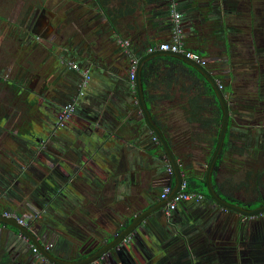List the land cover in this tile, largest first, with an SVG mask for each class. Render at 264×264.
I'll use <instances>...</instances> for the list:
<instances>
[{
    "label": "crops",
    "instance_id": "0c3cea01",
    "mask_svg": "<svg viewBox=\"0 0 264 264\" xmlns=\"http://www.w3.org/2000/svg\"><path fill=\"white\" fill-rule=\"evenodd\" d=\"M64 1L67 5L61 6V18L52 8V19L44 25L45 28L39 26L35 37L30 39L36 40L35 49L44 44L47 51L45 61L51 77V95L61 88L59 92L66 96L65 104L73 101L70 84L78 83L84 72L91 75L86 98L81 102L77 100L78 116L72 128H77L78 132L70 128L65 133L74 146L64 154V159L71 164L64 166L62 180L56 177L58 182H54L56 189L65 187L68 190L67 196L71 202L66 210L81 220L82 241L86 246L95 237H104V227L113 229V224L118 220L124 222L122 226L119 225L121 231L124 230L134 219L136 211L142 213L155 204L146 199L150 193L160 199L164 183L159 181V177L167 169L164 161L166 153L159 139L158 142L154 141L157 136L147 126L138 103L137 89L132 87L129 68L131 54L142 59L149 54L150 45L171 38L173 0H129L130 4L124 3L125 0H112L105 8L97 5V0ZM174 1L176 10L182 14L187 48L206 58L210 71L212 69L213 75L227 88L223 92L228 98L230 121L225 143L232 146V156H244L248 147L246 142L251 144L249 147H263L264 95L259 96L257 113L253 108L246 111V108H242L243 103H238L236 99L239 78H246V74L254 68L252 64L259 66L258 62L264 59V53L258 52L264 46V5L261 0ZM37 6L47 8L45 5ZM36 11L40 12L38 8ZM120 39L130 42L128 50L119 44ZM70 62L76 63L80 69L72 70ZM260 70L256 71L264 76V62ZM195 71L177 58L158 56L145 62L142 79L144 99L151 118L169 142L184 179L189 173L201 184L206 177L215 140L219 138L223 113L212 85ZM249 100L245 103L256 104ZM257 115L263 119L252 123ZM241 120L251 123L243 127ZM259 135L260 138L256 140ZM20 138L23 140L18 143L17 151L25 153L24 145L29 137L23 134ZM222 161L218 169L229 167L226 161ZM186 169L188 172H185ZM47 171L42 168L38 172L27 170L24 179H12L10 184L14 192L9 197H3L2 201L7 203L4 207L7 205L29 220L48 211L47 197L49 199L51 193L47 195L46 192L51 185L44 182L46 175L40 179L34 176V173L46 174ZM223 176L218 174L215 178L214 175L216 190L225 178ZM30 187L35 189L38 205L17 190L25 191ZM225 193L232 197L229 191L225 190ZM235 193L233 198L237 202L247 197L240 190ZM225 199H228L227 196ZM17 205H21V208ZM177 210V219H168L172 224L178 223L186 228L188 234L172 244L166 241L167 247L171 246V260L182 264H223L228 260L224 258L226 252L221 251L222 246L227 245L229 239L231 246H236L239 233L240 240L245 238L239 214L207 198L199 204L181 203ZM149 219L141 233V244L149 237L156 238L159 231L157 228L149 232L154 220ZM0 229L1 245L9 244L5 240L9 228L0 224ZM40 232L37 231L38 237ZM199 234L213 237L206 242L208 248L200 249L198 243H194V248L185 246L188 237ZM9 246L8 255L17 260L19 249L11 242ZM178 247L181 253L177 255L178 252H174ZM217 250L220 253L215 254ZM115 254L120 258V253ZM110 257L117 261L113 255ZM0 260L1 264H5V257L0 255ZM140 261L143 262L142 259Z\"/></svg>",
    "mask_w": 264,
    "mask_h": 264
},
{
    "label": "flooded vegetation",
    "instance_id": "af4514ba",
    "mask_svg": "<svg viewBox=\"0 0 264 264\" xmlns=\"http://www.w3.org/2000/svg\"><path fill=\"white\" fill-rule=\"evenodd\" d=\"M37 8L40 10V12H34ZM24 12L26 13V17L24 16V20H22V15ZM19 13H21L20 19L22 20L20 25H26L28 29H31L34 32L38 31L37 29L39 26L40 28H45L44 25L52 19L50 17L51 11L48 8H40L33 4L25 6L24 9L20 10ZM6 21L7 20L2 22L6 23ZM5 23L3 25V27H5L2 29L3 37L7 36V34L11 35L13 33V31L11 33H7L9 30H11L13 24L8 21L6 25ZM36 23L37 25L35 27ZM17 33H19L18 30ZM30 38L18 40L19 44H21V46H18L22 49L30 47L31 51L35 44L34 40H31ZM1 41L3 43L5 40ZM0 46V183L1 180H6L10 184L12 179H14L13 181H19L21 177L24 179L27 175V170H30L31 172H38L41 168L42 170H48L46 174L36 173L35 175L34 173V176H37V178L40 179L42 175H46L47 179L44 182H49L51 185L50 190H47L46 192L47 195L50 193L53 194L52 196L50 194L49 199L47 197L49 210L45 211L42 215L37 214L35 216L36 219L33 220H29L26 217L20 215V217L25 220V224L22 226L30 228L35 232L37 237V231H41L39 235L40 237H38V239L44 242L45 248L49 246V248L46 249L50 251L53 256L61 258L67 262H75L83 260L84 258H88L98 252L103 246H105V244L113 241L115 237H118L121 233L119 225L122 226L124 222L121 223V220H118L116 223L113 222L115 224L112 226L113 229L104 227L105 234H103L104 237H102L103 240L101 246H96L95 243H93L94 241L85 246V243L82 241V231L80 229L81 220L76 216L74 217L69 211L66 210L68 209V206L71 202L67 196L68 190H66L65 187H59V189H56L55 187L54 182H58L56 181V177H58L59 180H62L64 166L69 163L71 164V162L64 159V154L69 152L73 146V144L70 143V140L65 137V133L69 132V129L72 128L73 123L78 116L79 109L76 107L75 113L71 119L65 124L61 125L59 123V117L63 106L65 105L64 102L66 101V96L63 97L62 94L58 95L61 88L55 90L57 91L55 92V95H51V77L49 71L43 67V69H40L38 72H35V70L30 68H24L22 64H18V61L15 59V56L18 54L17 51L15 52L14 56H11L8 53L5 55V52L2 53L3 45ZM14 62L16 65H18V69L14 68ZM81 81L82 78H79L78 83L75 82L70 84L72 87L71 89H73L72 99L79 100L80 102L83 101L87 96L86 92L85 96L79 97ZM40 124L41 126L38 127V129H40L38 130L39 134L33 132L35 131L33 130L34 126H38ZM72 129H75V132H78L77 128ZM23 134L28 135L29 137V139L26 140V144L24 145L25 153L17 151V145L23 140L20 138ZM259 138L260 135L256 138V140ZM246 145L248 146L246 151L250 150L249 146L251 144L246 142ZM74 150H76V148H74ZM263 155L257 156L256 158L261 159L263 158ZM251 159L254 158L252 157ZM187 161L189 162L190 160L187 159ZM228 168L229 167H225L223 171L216 168L214 173L215 178H217L218 174L219 176L225 175V170H228ZM230 179L231 180L224 178L221 185L217 189L218 194L222 198L225 199L227 196V200L233 201L247 209L264 206V171L261 170L260 172H250L249 170H244V177L242 181L234 183L233 178ZM249 184L254 185V188H252V190H254L253 192L255 193L253 200L245 199L242 200V202H237L234 200L233 195H235V192L239 190L242 191L245 196H247V194H249V196L252 194L248 191V189H251L249 188ZM39 185L42 186V183H39ZM7 187L9 188V186ZM11 187L12 185L10 184L9 189L5 188L8 191L6 192L7 197H9V194L11 195V193L14 192ZM30 188L31 189L27 188L25 191H22V189L17 190L18 192L25 193L29 198V201L31 200L30 202L38 205L37 198H35V189L32 187ZM219 188L223 189L219 190ZM225 190L229 191V194L232 195V197H228V195L225 193ZM257 191H259V193ZM2 200L3 197H0V214L9 212L13 214L15 213L17 216H19L17 211H13L14 209L9 208L7 205L4 207V205L7 203H4ZM159 201L161 200L159 199ZM3 207L8 209H3ZM16 207L21 208V205H17ZM70 207L74 206L70 205ZM17 209L18 208L15 210ZM177 211L167 217L165 215L164 207L155 212L150 217L151 220L154 219L155 221L153 220V227L149 229V232L151 233L157 228L159 229V231H157L156 238L149 237L147 241L144 242V244H141L139 240L142 235L141 233L140 235L136 233L133 236H130V241L127 242L126 250L120 251V258L117 257V254H115L113 249L109 251L117 261H114V259H112L110 257L111 255L109 254L100 258L95 264L175 263V260L173 261L171 258H169L172 250H170L171 246L167 247L166 241H169L168 243L172 244L173 241L177 242L182 240L181 236L183 234L178 236V232L175 230L176 226L179 224H172L168 219H177ZM136 213H140V211L138 210ZM239 216L242 219V230H244L243 234L245 235L244 241L248 239L250 240L251 234L254 233L252 232L253 229L260 231L262 226L264 228V213L254 217L253 219L243 217L241 215ZM87 224L91 225L90 223ZM114 226H116V229ZM13 231L15 232L16 230L13 229ZM1 232L2 230L0 229V235ZM165 232L167 236H165ZM7 235L5 240L8 241L9 244L11 242L13 246H16V248L19 249L20 254L18 259L14 260L13 257H10L7 252L8 248H10L9 244L1 245L0 243V255L5 257V264H55L43 255L41 256L40 252L35 253L33 251L34 245L25 235L13 238L14 235L11 236L12 234L10 228ZM166 237L168 239H166ZM241 249L243 251L242 246L240 247V250ZM226 254L227 253L224 255ZM147 258H150L149 261L146 260ZM141 259L143 262L140 261ZM245 260L248 259L245 257L244 253L241 252V255L239 254V259L236 261H238L239 264H244ZM1 261L2 260H0V264L2 263ZM225 262H223V264Z\"/></svg>",
    "mask_w": 264,
    "mask_h": 264
},
{
    "label": "rangeland",
    "instance_id": "374dc122",
    "mask_svg": "<svg viewBox=\"0 0 264 264\" xmlns=\"http://www.w3.org/2000/svg\"><path fill=\"white\" fill-rule=\"evenodd\" d=\"M261 2L264 5V0H261ZM29 4L45 5V6H47V8L50 11L53 8V10H55L53 12H55L56 15L60 16V18H61V6L67 5L64 0H0V43H1L0 45H3L2 53L5 52V55H7V53H8L11 56H14L15 52L17 51L18 54L15 56V59L18 61V64H22V66L24 68L26 67V68L33 69V70H35V72H38L40 69H43V68H45L47 71H49L48 63H46V61H45L47 51L45 49L44 44L39 46L37 49H35V46H34V48L31 51H30V47L22 49L18 46V45L21 46V44H19L18 40H23V38L25 36H26V38L35 37L34 35L36 32H34L31 29H28L26 25L25 26L20 25L22 23V20H24V16L26 13L25 12L23 13L22 20H21L20 19L21 13H19V12H20V10H23L24 7L29 5ZM5 20H7L8 22L13 24V28H11V30H9V32H7V33H11L13 31V33L11 34L12 36L10 34H7V36L3 37V35H2L1 31H2L3 25L5 23L2 21H5ZM7 21H6L5 25L7 24ZM17 30L21 31L22 34H21V32L17 33ZM262 31H263V35H264V23L262 25ZM77 39L78 38H75V40H77ZM1 40H5V41H3V43H2ZM35 42H36V40H35ZM35 42H34V44H35ZM262 45H264V39L262 40ZM0 48H1V46H0ZM258 52L260 54L264 53V46L261 47L260 49H258ZM11 62H13V61H11ZM263 62H264V59H263ZM263 62L259 61L258 62L260 64L259 66L257 64H252V67L254 66L255 69L253 68L250 73H247L246 78L245 77L239 78V80L237 81L238 86L235 85L237 87L236 90L238 91L237 92L238 96L236 97V99H238V103H241V102L243 103L242 108L243 109L246 108V111L247 110L250 111L249 108L250 109L253 108L254 112L257 113V111H258L257 106H259V104H258L259 103V96L264 95V76H261L262 74H259L261 71L260 68H262ZM13 66H15L14 67L15 69L19 68L15 62H14ZM256 67H260V68H256ZM256 70H260V71L258 72ZM249 86H251L250 90H249ZM249 98H250L249 101H255L256 102V104L254 106L248 105L245 103L246 100ZM247 106H250V107H247ZM234 108H235V106H234ZM236 111H237V108H236ZM261 119H263V117L261 115H257L256 118L252 121V123L259 122L258 120H261ZM245 121H247V120H244V121L241 120V123H243V127L246 126L245 124L251 123V122L246 123ZM241 123L239 126L242 127ZM39 126H41V124L38 126H34L33 130H35V131H33V132L39 134V131H38V130H40V129H38ZM249 148H250V150L245 151L246 154L244 156H240L238 158H234L232 156L233 155V153H232L233 148L231 145L228 144L223 149L224 151H223L222 160L226 161L227 162L226 164L229 166L228 171H226L227 169L225 170L226 171L225 178H227L229 180H231L230 178H233L234 183H237V182L242 181V179L244 177V170L245 171L249 170L250 172H256V171L260 172L261 170L264 171L263 170V168H264V155H263L264 151H260V150H264V142H263V147L258 146V148L257 147L254 148L251 146ZM260 155H263V158H261V159L256 158L257 156H260ZM248 157H250V158H248ZM252 157L254 159H251ZM222 171H223V167H222ZM221 178H223V177H221ZM249 188H251V189H248V191L252 194H250V196H249V194H247L248 197H245V198L242 197L243 200H245V199L253 200L255 193L253 192L254 190H252V188H254V185L249 184ZM257 192L259 193V191H257ZM175 230L178 232L177 233L178 236H181V234L186 236L188 234V233L186 234L187 229L184 227H180V225H177ZM257 231H258L257 229H253L252 232H254V233L251 234L250 240L248 239L245 241L243 239L240 240V233H239L236 236V238L238 240V243L236 244V246H229V245H231V240L229 239L227 245L224 244L222 246L223 248L221 249V251L227 253L226 255H224L225 256L224 258L229 261V262L226 261L224 264H236V263H238V261H236L235 258H239L238 255L239 254L241 255V252L244 253V255L247 259L249 258L248 260L244 261V264H264V228H263V226L260 229V231H258V232ZM212 238L213 237H209V236L206 237L205 235L201 236L200 234L199 235H193L191 238L188 237V242L185 243V246L187 245V246H191L194 248L196 246L195 244L198 243V246L200 247V249H204L207 247L206 242L210 241ZM226 241H227V239H226ZM241 246L243 247V251L239 252V250H240L239 247H241ZM179 248L180 247H178V250H179ZM178 250H176L174 252V253L178 252L177 255L181 253L180 252L181 250H179V251ZM217 253H220V252L217 250L215 254H217ZM213 263L218 264L216 262H213ZM213 263H209V264H213ZM173 264H182V262H178L176 260L175 263H173Z\"/></svg>",
    "mask_w": 264,
    "mask_h": 264
},
{
    "label": "water",
    "instance_id": "95a60500",
    "mask_svg": "<svg viewBox=\"0 0 264 264\" xmlns=\"http://www.w3.org/2000/svg\"><path fill=\"white\" fill-rule=\"evenodd\" d=\"M173 57L181 60L183 63L188 64L191 66L193 69H195L199 74L204 76V78L212 85L215 94L218 98V101L222 107V113H223V120H222V125L220 129V134L218 138V143L217 146L214 150V153L210 159V162L207 165L206 168V183H207V190H208V195L211 197V199L218 205H220L222 208L233 211L238 213L239 215L247 218H254L258 215H261L264 213V206L257 207L254 209H247L233 201L227 200L222 198L214 185L213 182V177L215 170L217 168V162L219 160L220 154L224 148L225 145V139H226V134L227 130L229 127V121H230V108H229V103H228V98L227 95L223 92L222 89L219 88V85L217 83V80L215 79L214 75L209 72V70L193 60L187 58L184 54L181 53H174V52H169V51H157L154 53H149L145 57L139 60L138 68H137V73H136V89L138 93V103L140 105V108L145 116L147 126L155 133V135L158 137L159 142L161 145L164 147L166 157H165V163L166 166L169 164L172 166L174 170V176H175V185L172 194L170 195L168 200H163L159 201L158 199L154 198L153 194L150 193V195L146 198L148 202L155 203L153 204L150 208L147 210L143 211L142 213H136L134 219L129 225H126L125 229L121 231L118 237H115L113 241L105 244L98 252H96L94 255L84 258L83 260L80 261H75V262H67L65 260H62L61 258H58L56 256H53L50 251H48L45 248L44 242L38 239L36 236L35 232L32 231L28 227H24L20 225L16 219L14 218H9L5 217L0 214V223L3 224L4 227H9L11 229V234L14 235L15 237L21 235H25L27 238H29L32 242V244L39 250L40 254L49 259L51 262L55 264H91L93 262L98 261L100 258L105 257L106 255L110 254V250L113 249L116 253H120L122 250H126L127 248V242L125 241V238L128 236H133L134 234L143 232V227L147 226L149 223V218L158 210L161 208H164L167 203L172 200L177 193L180 191L181 184L183 182L184 176L181 171V167L176 159V157L173 154L172 148L165 138L164 134L160 130L158 126L155 125L153 122L151 115L149 113V110L147 108L145 99H144V89H143V79H142V69L143 65L145 62L148 60L154 58V57ZM65 90V89H64ZM58 95H61V92H59ZM164 163V165H165ZM166 171L162 174L164 175ZM10 184L6 180H1L0 183V197H5L7 195L6 192H8L6 189ZM6 188V189H5ZM8 188V189H9ZM157 201V203H156ZM130 222V221H129ZM16 231L14 232L13 229ZM102 237H95L94 238V243L96 246H101L102 245Z\"/></svg>",
    "mask_w": 264,
    "mask_h": 264
},
{
    "label": "built area",
    "instance_id": "2783aa9c",
    "mask_svg": "<svg viewBox=\"0 0 264 264\" xmlns=\"http://www.w3.org/2000/svg\"><path fill=\"white\" fill-rule=\"evenodd\" d=\"M171 4H172L171 5L172 6L171 15H172V25H173L171 38L167 41H163V42H159L157 44L150 45L148 48V53H154L157 51H169V52H174V53H181V54H184L187 58L196 62L197 64L207 68L209 65L208 60L206 58H204L202 55H200L199 53H196V52L190 50L189 48H187V46L185 44V40H184V29H183V25H182V14L176 10V2L174 0L171 2ZM119 44L121 46H123L124 48H126L127 50L130 47V42L128 40L120 39ZM131 57L132 58H131V62H130L129 74H130V79L132 82V87L134 90H136L135 80H136V73H137V68H138V64H139L140 59L135 57L133 54H131ZM69 66L72 70H79L80 69V67L74 62H70ZM90 81H91V75L88 72H84L83 77H82V81L80 84L79 97H83L86 95ZM217 83L219 85V88L223 90V88H224L223 82L221 80L217 79ZM76 107H77V100L76 99L70 103H66L63 106V109H62V111L60 113V117H59V123L61 125L65 124L66 122H68L71 119V117L75 113ZM154 141L158 142V138L154 137ZM174 180H175L174 170H173L172 166L169 164L167 166L166 173L159 177V181L164 183L162 192L160 194V200L161 201L169 199V197L172 194L173 189H174V185H175ZM204 199H205V196L202 193L190 191L188 189L187 180L183 179L180 191L165 206V215L168 217L172 213L177 211V209L181 203L199 204ZM1 215L5 216V217H9V218H15L18 221V223H20L21 225L25 224V220L22 217L17 216L15 213L13 214V213L5 212L4 214H1ZM125 241L129 242L130 237L125 238ZM46 248L48 249L49 246H47ZM33 251L35 253L39 252V250L35 246H33ZM95 263L96 262H93L91 264H95Z\"/></svg>",
    "mask_w": 264,
    "mask_h": 264
},
{
    "label": "trees",
    "instance_id": "16d2710c",
    "mask_svg": "<svg viewBox=\"0 0 264 264\" xmlns=\"http://www.w3.org/2000/svg\"><path fill=\"white\" fill-rule=\"evenodd\" d=\"M98 1V2H97ZM96 1V4L97 5H99L100 7H102V8H105V5H108L112 0H97ZM122 1H124V0H122ZM167 1V0H166ZM127 3V4H130L129 3V0H125L124 1V3ZM166 3V2H165ZM166 5L168 6L169 5V1H168V3H166ZM170 8H171V6H170ZM21 34H22V32H21ZM23 39H26V37H24ZM186 44V43H185ZM134 55V54H133ZM135 57H137V58H139L138 56H135ZM140 59V58H139ZM208 69H209V72H211L212 73V69H211V71H210V67H209V65H208V67H207ZM195 72H197V71H195ZM213 74V73H212ZM216 76V75H215ZM214 76V77H215ZM216 78L218 79V77L216 76ZM224 90H227V88L225 87V85H224V88H223V91ZM221 124V121H220V123H219V125ZM160 143V142H159ZM217 143H218V139H216L215 140V143H214V147H213V153H214V150H215V148H216V146H217ZM228 145V143H225V146H224V148L226 147ZM160 146H161V143H160ZM223 148V149H224ZM223 151L224 150H222V152H221V154H220V157H219V160H218V162H217V166L218 165H220V163H222L223 161H222V157H223ZM182 167L184 166V165H181ZM185 172H188L187 171V169L185 170ZM187 182H188V189L190 190V191H194V192H199V193H202L204 196H205V198H207L208 200H210L212 203H213V200L211 199V197L208 195V190H207V183H206V179H204L203 180V183H201V184H199L195 179H194V177H192L189 173H188V175H187Z\"/></svg>",
    "mask_w": 264,
    "mask_h": 264
}]
</instances>
